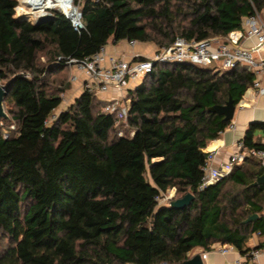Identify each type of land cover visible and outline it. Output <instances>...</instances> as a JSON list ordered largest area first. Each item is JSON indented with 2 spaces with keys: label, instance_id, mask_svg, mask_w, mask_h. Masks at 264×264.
<instances>
[{
  "label": "trees",
  "instance_id": "obj_1",
  "mask_svg": "<svg viewBox=\"0 0 264 264\" xmlns=\"http://www.w3.org/2000/svg\"><path fill=\"white\" fill-rule=\"evenodd\" d=\"M82 27L53 11L32 23L15 18L17 0H0V84L14 122L0 135V264H182L194 248L227 244L240 255L264 236V174L246 157L201 187L207 145L231 122L209 112L237 105L255 76L237 66L214 70L155 64L125 98V133L104 101L83 91L62 102L69 61H83L108 42L217 39L240 30L264 0H72ZM55 119L49 122L50 117ZM121 124V123H120ZM252 123L241 139L248 149ZM187 193L183 209L159 203ZM252 222L245 223L251 215Z\"/></svg>",
  "mask_w": 264,
  "mask_h": 264
},
{
  "label": "built area",
  "instance_id": "obj_2",
  "mask_svg": "<svg viewBox=\"0 0 264 264\" xmlns=\"http://www.w3.org/2000/svg\"><path fill=\"white\" fill-rule=\"evenodd\" d=\"M75 11L78 17L76 20L70 19V22L72 27L78 30L82 25L80 14L77 13V10ZM244 39H254L255 44L250 48H244L239 44ZM135 44V40L129 41L131 47ZM255 54L262 55L258 58ZM104 60L102 48L99 52L83 61H69V65H76L77 69L81 70L88 78V81L84 83V91L92 96H96L97 92H105L109 89L121 94L126 80L141 81L158 63H188L201 67L219 63L221 70L240 66L246 68L255 76L250 88L255 89L257 94L264 95V87L256 79L257 76L264 74V9L261 11L254 9L253 13L243 20L241 29L229 33L225 42H219L214 38L187 41L178 37L171 45L161 48L151 57H143L139 54H134L130 60L110 57L106 60L107 65L102 64ZM74 79L75 77H71V80ZM236 107L241 108L240 104H237ZM128 109L129 100L123 96L121 99L115 98L105 101L103 112L113 116L116 124H119L125 122ZM55 117V115H52L49 122ZM233 127L232 124L228 126L230 129ZM119 135H122L121 132H119ZM246 157L256 159L261 168L264 169V144L259 149H248L243 146L241 140L237 141L234 152L228 158L230 169L235 165L242 164ZM215 159L216 150L207 153L206 161L201 167L203 172L201 187L218 181L211 182L212 163ZM161 199H158L159 203ZM232 249L233 247L230 245L218 244L216 251L221 255H225ZM261 255H264V247L252 249L244 255H239L235 260V264H258V259Z\"/></svg>",
  "mask_w": 264,
  "mask_h": 264
},
{
  "label": "crops",
  "instance_id": "obj_3",
  "mask_svg": "<svg viewBox=\"0 0 264 264\" xmlns=\"http://www.w3.org/2000/svg\"><path fill=\"white\" fill-rule=\"evenodd\" d=\"M125 41L128 47V51H124L121 49L122 42L118 41L117 43L108 42L110 45L109 50L107 47L103 48L104 54L107 55L108 58L113 57L117 59H132L134 54H139L143 57L145 54L142 50L137 49L136 43L133 47L129 45V42ZM240 45L244 48H250L255 44V40H241L239 42ZM156 53V50H155ZM262 54H255L256 57H261ZM258 82L264 87V74H261L256 77ZM129 90V89H128ZM127 90V91H128ZM126 91L123 89L121 94L112 90L111 99L115 98L121 99L123 96H126ZM109 100V101H110ZM241 108L236 107L235 105V113L233 119L230 124L234 127L232 129L226 128L220 136L211 141L205 152H211L216 150V159L212 163V181L216 182L223 176H225L230 167L228 165V158L235 150V144L237 141L241 140L247 128L252 124H264V95L257 94L255 89L248 88L244 95L242 96L240 102ZM253 142H259L260 144H264V127L263 128H254L252 131ZM259 243H264V236L254 235L250 237L246 243V246L249 248L256 247ZM218 244H214L209 251H203L201 248H194L193 253L200 254L202 256L203 264H235V260L239 257V252L235 249L230 250L227 254L221 255L216 251ZM258 264H264V255H261L258 259Z\"/></svg>",
  "mask_w": 264,
  "mask_h": 264
},
{
  "label": "rangeland",
  "instance_id": "obj_4",
  "mask_svg": "<svg viewBox=\"0 0 264 264\" xmlns=\"http://www.w3.org/2000/svg\"><path fill=\"white\" fill-rule=\"evenodd\" d=\"M19 1L20 0H17L18 6H20ZM56 9H58V8L56 7L54 9H49V10H45V11H47L48 14H50V16H52L53 11H55ZM20 12H22V9H19L18 13H17V9H15V18L20 20V21H28V22L34 23L35 20L38 18L34 14L28 15L26 18H20L19 16H17V14H20ZM59 13H61V12H59ZM77 13H79V12L77 11ZM35 14H38V13H35ZM62 15H64V14H62ZM121 42H122L121 49H123L124 51H128L129 49H128L125 41H121ZM104 47H107V50H109L108 48H110V45L107 44ZM136 48L142 50V52L147 57L153 56L155 54V50H156L155 46L151 43H138L136 45ZM106 54H104L105 60L102 63L103 65H107L106 60L108 57ZM208 67L210 69H214V70H221L219 63L212 64L211 66H208ZM57 76H59V77L63 76L64 79H66L67 87L65 88L66 91L61 95L62 102H61L60 107L57 110H55V112H54L55 115H57L58 112H60L62 109L64 110V109L68 108V106L84 91V83H86L88 81V78L86 77V75L81 70H78L77 66L73 65V64L68 66L66 73H64L63 75H57ZM71 77H75V79L71 80ZM139 83H140L139 80H136V81L126 80V84L123 86V89L127 92L128 89H134ZM0 86H1V84H0ZM111 94H112V90L109 89L105 92H97L96 97L99 100L105 102V101H109L111 99ZM2 106H3V112L5 114V117L0 118V135L5 137L8 135V133L10 131H12V129L14 127V122L11 120L10 114L5 109L3 103H2ZM126 122L127 121L125 120V122H121V124L119 123L121 134L125 133ZM170 199L171 200L175 199V189L169 190L166 193V195L160 200V203H167L168 204V201ZM193 255H194V253L192 250L190 253V257H192Z\"/></svg>",
  "mask_w": 264,
  "mask_h": 264
},
{
  "label": "water",
  "instance_id": "obj_5",
  "mask_svg": "<svg viewBox=\"0 0 264 264\" xmlns=\"http://www.w3.org/2000/svg\"><path fill=\"white\" fill-rule=\"evenodd\" d=\"M56 12H60L59 9L55 10ZM50 18V14H47L45 16H39L34 23L42 22L46 19ZM6 86H0V118L5 117V114L3 112V106L2 102L4 97L7 94ZM209 112L216 113L220 116H223L224 121L231 122L235 113V104L233 103L232 99L229 98L225 104L223 105H215L208 110ZM258 185H264V174L256 177L254 182H252L248 187H256ZM194 197L192 194L187 193L182 198L172 200L169 202V206L174 209H183L191 204ZM257 218V215H251L246 220L245 223L252 222ZM182 264H203L202 256L200 254H195L192 257L188 258L186 261H184Z\"/></svg>",
  "mask_w": 264,
  "mask_h": 264
},
{
  "label": "bare ground",
  "instance_id": "obj_6",
  "mask_svg": "<svg viewBox=\"0 0 264 264\" xmlns=\"http://www.w3.org/2000/svg\"><path fill=\"white\" fill-rule=\"evenodd\" d=\"M20 6L17 8L22 9L20 14H17L20 18H26L28 15L45 16L48 14L49 9L58 8L59 11L69 19L76 20L77 14L75 7L72 6V0H20ZM38 13V14H35Z\"/></svg>",
  "mask_w": 264,
  "mask_h": 264
}]
</instances>
